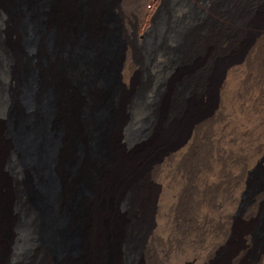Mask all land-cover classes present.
Listing matches in <instances>:
<instances>
[{"label": "bare ground", "instance_id": "6f19581e", "mask_svg": "<svg viewBox=\"0 0 264 264\" xmlns=\"http://www.w3.org/2000/svg\"><path fill=\"white\" fill-rule=\"evenodd\" d=\"M40 3L0 0V117L9 116L0 122V264H264V0H44L38 13ZM78 35L84 51L75 56ZM31 59L38 81L14 98L19 66ZM140 87L152 102L148 125L129 141ZM48 90L51 134L33 119ZM80 100L86 127H97L95 152L74 112ZM59 134L52 211L68 220L64 247L77 249L57 260L33 186Z\"/></svg>", "mask_w": 264, "mask_h": 264}, {"label": "rangeland", "instance_id": "374dc122", "mask_svg": "<svg viewBox=\"0 0 264 264\" xmlns=\"http://www.w3.org/2000/svg\"><path fill=\"white\" fill-rule=\"evenodd\" d=\"M43 3H44V0H41V3L37 8L38 13H39ZM150 6L151 5H147V8H149ZM39 15L40 16H39L37 29H39V26H40L39 22L41 21V13ZM111 20H112V15H109L107 17V23L110 26H111ZM22 29H23L24 34H25L24 39H23V44L25 45L27 43L29 37L26 33L27 32V23H26V20H24V19L22 20ZM77 34H80V33L77 32ZM108 43L110 44V47L115 46L116 40H115V37H113V34L109 37ZM43 49H44V55H43L44 57L42 58V62H46L49 60V57H50V55L52 53V49H53L52 40L50 37L45 41ZM71 50H72L73 55H75V56H77L78 54H82V52L84 51V44H83V36L82 35L77 36L75 43L71 46ZM260 52L263 54H261ZM260 52L259 53L261 55L259 54V58L261 57L260 60L262 61V60H264L263 59L264 58L263 57L264 49H262V51H260ZM35 62H36L35 59L34 60L31 59L30 61H26V62L22 63L21 66H19L18 80H20V83L16 87H14L15 90L18 88V91L17 92L14 91L15 93H10L11 96L14 95V98L18 97V99H19V93L22 91V89L24 87H26L28 90H30L31 87H33L34 82L38 81V74L35 72V69H36ZM139 80H140V78H139ZM145 83H146V76L144 77V75H143V80H142L140 86L142 87ZM50 85H51L52 89L57 90L53 84H50ZM141 87L139 88V90H141ZM141 91L144 92L142 99L141 100L138 99L130 107V125L127 129V132H126V135L128 138L127 140H129V141L130 140L133 141V140H136L137 138H139L141 136V129L145 128L148 125L147 119L149 117L148 116L149 113L147 111H148L152 102L148 100L149 90L146 91V89H143ZM135 92H138V90H136ZM51 99H52V97L50 94V90H48L47 92L46 91L42 92L38 98L37 116L33 117V119L37 118L39 120L40 124L45 126L44 131L46 133H50V134H51V131L49 130L48 126L46 125L47 124L46 122H47L48 116L50 114V106H51V102H52ZM62 100H63V103L65 101L70 106H71V104L75 103V99L72 101L71 99H69V97L66 94L64 95V98ZM145 101H147V102H145ZM82 103H84V102L82 100H80L77 102V104H75L74 112L78 114L79 118L81 117L83 119V126H82L83 131L87 129L88 132H90L88 126L86 127V124L84 123V117L86 114V109H84L85 104H82ZM105 109H106L105 103L101 102L95 111L96 116L98 117L96 119L100 118V116L104 113ZM145 113H147V115ZM145 117H147V118L145 119ZM24 119L25 120H31L32 116H25ZM0 122L4 126H6V125L8 126L9 125V116H5V115H3V117L1 116ZM74 123H75V119H74ZM96 125H97V123H96ZM95 129H97L96 126L92 129V132H90V133H92V136H91L92 139H91V144H90V149L92 152L93 151L95 152V150H96V145H95V140H94V133H95L94 130ZM74 130H76V129H74ZM73 134H76V133L72 130V138H71V134L69 133V138H70L69 139V141H70L69 145L71 147V149H69V152H70L71 156L77 157L78 152H79V145H78L77 140H75V138H74L75 136ZM17 141H18V138H17ZM54 142H55L56 146L52 145L51 147H48V149L46 150V152L43 156V159L37 165H35V167H37V169L40 172V175L42 177V182L39 184H34L33 189H34V193H35V195H34L35 204H38L37 207L40 209V214H41V220L42 221H41V225H40V232H41L42 239L51 245L53 257L57 260H60L65 253L76 251L77 243L75 245V247H76L75 250H71L69 248L67 249L64 247L63 242L59 238V232H60V235L63 234L66 239H68V240L72 239L73 237H71V238L68 237L69 223H68L67 218L64 215H60V214H56V213H54V215H53V211H52L53 202L55 200H57L58 191H59V180H58V177L53 170V161L57 157V154H58V151L60 150V148L63 147V139L60 136V134L58 137L53 136V144H54ZM20 151H21V149H20ZM21 153L23 154L22 157L24 158V165L26 166V169L29 172V177L31 178L32 177L31 176L32 175V172H31L32 171V165L29 164V160H27V157L29 155V149L24 148L23 152L21 151ZM64 168L66 169L65 172L67 173V172L72 170L73 165L66 163V165H64ZM49 187H53V188H49ZM80 191H81V188L76 190L74 197L72 198V202H75ZM38 198L41 199V202L38 201ZM55 215H57V217H55ZM259 236H260V238L264 237V226L260 230ZM244 259L249 260V256L244 255ZM30 261H31L30 254L25 255L21 259V263H30ZM243 261H245V260H243ZM229 264H232V263H229Z\"/></svg>", "mask_w": 264, "mask_h": 264}]
</instances>
